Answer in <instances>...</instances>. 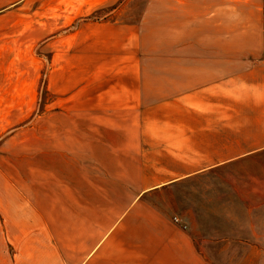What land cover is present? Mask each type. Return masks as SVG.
I'll return each mask as SVG.
<instances>
[{
  "label": "crops",
  "instance_id": "obj_1",
  "mask_svg": "<svg viewBox=\"0 0 264 264\" xmlns=\"http://www.w3.org/2000/svg\"><path fill=\"white\" fill-rule=\"evenodd\" d=\"M186 11L170 52L157 61L156 82L103 89L105 106L170 107L155 118L163 125L153 128L144 116L145 129L111 132L121 141L86 153L106 155L92 158V170L114 164L124 171L107 178L108 187L118 179L132 188L128 171L138 172L140 189L100 193V183L82 173L84 159L54 181L49 172L43 181L28 179L27 190L0 180V250L6 229L9 264H196L190 228L164 226L153 199L161 188L190 186L200 173L238 169L264 152V0H189ZM229 11L239 12L230 24ZM4 101L0 83V106ZM233 106L248 109L229 119ZM229 121L245 126L229 130Z\"/></svg>",
  "mask_w": 264,
  "mask_h": 264
},
{
  "label": "rangeland",
  "instance_id": "obj_2",
  "mask_svg": "<svg viewBox=\"0 0 264 264\" xmlns=\"http://www.w3.org/2000/svg\"><path fill=\"white\" fill-rule=\"evenodd\" d=\"M188 1L19 0L8 7L11 0H4L0 180L7 186L10 180L25 184L27 190L28 179L43 181L49 172L54 181L66 175V165L75 169L84 159L82 173L100 183V193L138 191V172H125L133 178L132 188L119 187L118 179L117 186L108 187L107 178L124 171L114 170V164L110 170H92V158L102 162L106 155L86 153L120 142L111 132L145 129L144 116L152 118L147 125L153 128L163 125L155 118L171 113L170 107L105 106L103 89L156 82L157 61L170 52ZM238 16L229 11V24ZM247 109L229 107V119ZM237 125L245 126L228 122L229 130ZM252 158L238 169L200 173L190 186L161 188V196L153 199L164 226L190 228L196 264H264V152ZM10 241L5 229L0 264L11 261Z\"/></svg>",
  "mask_w": 264,
  "mask_h": 264
}]
</instances>
